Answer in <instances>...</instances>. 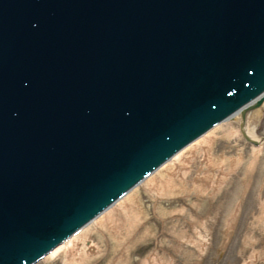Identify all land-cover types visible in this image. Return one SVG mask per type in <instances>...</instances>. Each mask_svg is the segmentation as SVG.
<instances>
[{
  "label": "water",
  "instance_id": "water-1",
  "mask_svg": "<svg viewBox=\"0 0 264 264\" xmlns=\"http://www.w3.org/2000/svg\"><path fill=\"white\" fill-rule=\"evenodd\" d=\"M263 101L264 0H0V264Z\"/></svg>",
  "mask_w": 264,
  "mask_h": 264
},
{
  "label": "rangeland",
  "instance_id": "rangeland-1",
  "mask_svg": "<svg viewBox=\"0 0 264 264\" xmlns=\"http://www.w3.org/2000/svg\"><path fill=\"white\" fill-rule=\"evenodd\" d=\"M253 113L261 139L264 101ZM78 236V255L33 264H264V140H246L237 117L220 121ZM89 243L95 252L80 251Z\"/></svg>",
  "mask_w": 264,
  "mask_h": 264
},
{
  "label": "bare ground",
  "instance_id": "bare-ground-1",
  "mask_svg": "<svg viewBox=\"0 0 264 264\" xmlns=\"http://www.w3.org/2000/svg\"><path fill=\"white\" fill-rule=\"evenodd\" d=\"M254 110L255 109H251V110H248L247 111V113H246V118H245V121H244V123H243V125H242V128H243V130H244V133H246L250 138H255V139H257V141H258V143H262V141L264 140V138H258V136H257V134L255 133V127L257 126L256 124H257V121L256 120H254L253 122H250L249 124H248V122H247V117L248 118H252V114H254L255 115V113H253L254 112ZM256 110H258V109H256ZM231 117H237V119L239 120V122L241 121V119H239L240 118V112H235L232 116H230V117H228V118H231ZM227 119V118H226ZM249 121V120H248ZM216 125V124H215ZM214 125V126H215ZM214 126H212V127H214ZM242 128H241V126H240V130H242ZM206 133H207V131H206ZM242 133V132H241ZM204 134V133H203ZM243 135V134H242ZM201 136V135H200ZM200 136H198L197 138H199ZM197 138H195L193 141H195ZM193 141H191L190 143H192ZM190 143H188L187 145H189ZM187 145H185L184 147H186ZM183 147V148H184ZM183 148H181V149H183ZM180 149V150H181ZM179 150V151H180ZM178 151V152H179ZM178 152H176L175 154H177ZM174 154V155H175ZM173 155V156H174ZM171 158V157H170ZM166 162V161H165ZM164 162V163H165ZM163 164V163H162ZM161 164V165H162ZM160 165V166H161ZM159 166V167H160ZM157 169V168H156ZM152 173V172H151ZM149 175V174H148ZM147 175V176H148ZM135 186V185H134ZM133 186V187H134ZM131 189V188H130ZM129 189V190H130ZM123 196V195H122ZM122 196H120L118 199H120ZM117 199V200H118ZM117 200H115L114 202H116ZM113 202V203H114ZM112 203V204H113ZM111 204V205H112ZM111 205H109L107 208H109ZM106 208V209H107ZM105 209V210H106ZM105 210H103L102 212H104ZM101 212V213H102ZM100 213V214H101ZM99 215V214H98ZM97 215V216H98ZM91 221V220H90ZM89 221V222H90ZM88 222V223H89ZM87 224V223H86ZM85 224V225H86ZM85 225H83V226H85ZM82 226V227H83ZM81 227V228H82ZM81 228H79V229H81ZM78 229V230H79ZM77 230V231H78ZM77 231H75L74 233H76ZM74 233H72L68 238H66L64 241H62L61 243H59L58 245H56L54 248H52L50 251H49V253H47V255H49V256H53V255H55L56 253H59V252H63L64 251V253H68V254H71L72 256H75V255H78L79 253H78V251H79V239H80V237L79 238H73L74 237ZM83 249V248H82ZM82 249H80V251H83V252H87V253H89L88 251H90V252H95V251H93V250H96V246H95V244L94 243H89V249L88 248H84V250H82Z\"/></svg>",
  "mask_w": 264,
  "mask_h": 264
}]
</instances>
